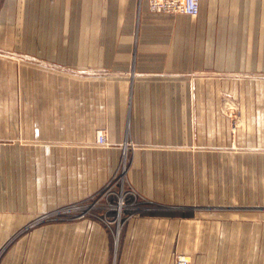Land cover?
<instances>
[{
  "label": "crops",
  "instance_id": "1",
  "mask_svg": "<svg viewBox=\"0 0 264 264\" xmlns=\"http://www.w3.org/2000/svg\"><path fill=\"white\" fill-rule=\"evenodd\" d=\"M4 6L28 15L0 61L21 91L0 97V264H264V0ZM123 153L149 209L35 223L94 201Z\"/></svg>",
  "mask_w": 264,
  "mask_h": 264
},
{
  "label": "built area",
  "instance_id": "2",
  "mask_svg": "<svg viewBox=\"0 0 264 264\" xmlns=\"http://www.w3.org/2000/svg\"><path fill=\"white\" fill-rule=\"evenodd\" d=\"M141 1V0H140ZM150 11L155 13L185 14L196 16L199 12V0H145ZM98 145H106V137L103 131H99L96 137ZM125 155V153H123ZM136 194L126 190L121 180L109 181L98 198L94 201L80 202L66 206L39 217L35 223L48 221H69L90 216L94 211L104 210L105 213L113 212L117 219L130 210L143 211L150 207H141ZM106 223H111L106 217L101 218ZM113 222V221H112ZM174 264H192L190 258L177 255Z\"/></svg>",
  "mask_w": 264,
  "mask_h": 264
},
{
  "label": "rangeland",
  "instance_id": "3",
  "mask_svg": "<svg viewBox=\"0 0 264 264\" xmlns=\"http://www.w3.org/2000/svg\"><path fill=\"white\" fill-rule=\"evenodd\" d=\"M141 1H143V0H141ZM4 5H5V0H0V61L3 62V64L5 63V61H8L9 59H11V57H15L19 60L21 59L20 54L19 55H13V54H18V53H16V52L14 53L12 51L11 43H7V39L11 38V35L13 36V34H15V36L17 34L20 35L21 29H22L21 26H22V24H24L27 21V15H28L22 9H16L15 8L14 10H7V9L5 10ZM147 6H148V4H147ZM148 10H149V8H148ZM138 12L139 11H136V13H137L136 19H138V16H139ZM149 12L155 13V12H152L150 10H149ZM156 14L177 15V14H170V13H156ZM6 18L8 19L9 23H13L15 26L14 25L13 26L12 25L5 26ZM13 92H15L14 96H21L20 90H17V89L16 90H7V89H5L4 82L0 83V97H7V96L11 97ZM193 93H194V97H197V90H194ZM230 96L231 95L226 91H222V93H221V97H230ZM208 108L209 107L206 106V109H208ZM210 108H214V107H210ZM239 108H241V107L235 106V105L234 106H222L221 107L222 112L224 114H230L229 111L230 110L232 111L233 116L231 117L230 120L232 121L231 125L233 127H235V125L239 124L238 120H237L238 118L236 117V114L238 112L237 110H239ZM131 157H132V154H125V155L122 154L121 155L119 166L109 181L114 180V179L115 180H121L124 183L125 189L134 192L136 194V196L138 197V200H140L141 197H140L139 193L137 191H135V189L132 187V185L130 184V182L128 180V173L130 170L129 167H130ZM53 211H55V210H53ZM95 212L96 211H94V213ZM45 214H47V213H45ZM78 220H80V219H78ZM48 222H54V221L51 220ZM36 224H39V223H36Z\"/></svg>",
  "mask_w": 264,
  "mask_h": 264
}]
</instances>
